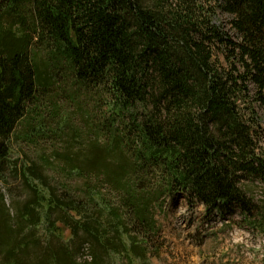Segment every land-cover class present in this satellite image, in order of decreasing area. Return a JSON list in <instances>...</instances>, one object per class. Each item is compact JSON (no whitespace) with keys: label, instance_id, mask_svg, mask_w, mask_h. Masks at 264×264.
Returning <instances> with one entry per match:
<instances>
[{"label":"trees","instance_id":"trees-1","mask_svg":"<svg viewBox=\"0 0 264 264\" xmlns=\"http://www.w3.org/2000/svg\"><path fill=\"white\" fill-rule=\"evenodd\" d=\"M42 51L73 91L109 97L110 136L70 135L79 147L58 155L60 187L38 165L24 170L40 183L24 202L0 199V264H153L160 216L179 196L253 217L242 186L264 185L253 107L264 110V0H0V180L20 122L53 83Z\"/></svg>","mask_w":264,"mask_h":264},{"label":"rangeland","instance_id":"rangeland-1","mask_svg":"<svg viewBox=\"0 0 264 264\" xmlns=\"http://www.w3.org/2000/svg\"><path fill=\"white\" fill-rule=\"evenodd\" d=\"M216 24L235 41L239 36L231 26V18L218 13ZM37 59L52 74L53 83L39 94V105L34 113L22 120L12 137L14 169L4 180H0V199L10 204L12 200L24 202L29 199V186L39 185L34 177L31 184L24 176L27 167L38 165L45 181L53 186L62 185V166L59 154L71 145L70 135L78 132L79 141L88 132L106 134L105 124L111 122L112 102L96 89L72 90L65 85L62 71L52 67L47 51L38 52ZM50 65V67H49ZM43 69V67H42ZM45 70V69H43ZM48 74H45L48 76ZM66 79V74H63ZM252 91L254 90L251 86ZM260 120L261 142L264 149V110L253 104ZM62 117L69 120L62 136ZM43 120V124L40 121ZM32 128L31 141L25 140ZM69 135V136H68ZM47 161L50 163L47 165ZM27 182V183H26ZM252 199L255 210L251 219L236 210L226 215L208 214L200 204L192 207L179 196L175 201L167 200L160 216L162 226L161 256L153 264H262L264 260V185L259 182L242 186ZM169 199V198H165ZM87 258L86 253L83 256ZM82 257V258H83Z\"/></svg>","mask_w":264,"mask_h":264}]
</instances>
